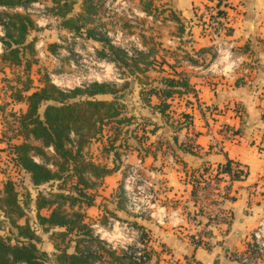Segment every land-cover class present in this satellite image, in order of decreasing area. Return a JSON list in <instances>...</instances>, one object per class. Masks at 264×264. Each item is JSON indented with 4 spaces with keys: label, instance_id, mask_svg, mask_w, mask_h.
<instances>
[{
    "label": "trees",
    "instance_id": "16d2710c",
    "mask_svg": "<svg viewBox=\"0 0 264 264\" xmlns=\"http://www.w3.org/2000/svg\"><path fill=\"white\" fill-rule=\"evenodd\" d=\"M42 2L47 4L46 8L53 16L60 19L63 31L101 44L99 56H108V60L121 70L123 84L119 88L94 82L65 91L53 84L46 73L37 71L33 77L38 41L33 33L38 28L26 9L33 3ZM139 2L148 14L156 9L154 0ZM221 2L218 0V7ZM103 3L104 0H80L79 10H75L77 0H0V25L3 27L0 73L5 69L10 72V76L0 80V115L4 128L0 140L7 144L5 148H8L13 166L27 175L31 186L47 189L46 193L38 190L35 196L27 192L22 198L11 179L2 182L0 264H123L126 261L127 264H149L152 259V249L144 253L147 260L142 262L133 252L128 254L113 249L100 240L86 221L84 209L94 205L97 188L104 176L119 170V149L127 146L146 155L147 149L142 146L140 149L138 145H142L150 135H155L159 126L151 115L166 116L171 104L167 100L193 92V88L187 75L179 71H175L173 76L151 79L149 69L158 68L159 64L157 72H162L163 65L167 63L164 53L159 54L154 44L147 47L145 40L146 51L133 52L114 47L106 29L95 26ZM217 15L222 16L223 13L217 11ZM225 33L230 34V29L226 28ZM58 46L50 43L48 50L54 52ZM162 50L165 51L164 48ZM215 56L213 53L203 66H208ZM184 59L198 63L189 53ZM133 87L138 90L137 106L124 99L125 90H133ZM118 92L123 94V99H112ZM151 96H156L158 103L152 104ZM16 103H23L25 110H16ZM188 124L189 116L184 114L183 123H179L175 131L186 128ZM105 128L110 133L105 136L103 150L111 154L112 167L95 160L90 150L94 142L105 140ZM10 131H14L11 136L8 135ZM15 137L19 143L13 141ZM130 140L136 145H130ZM193 147L195 145H179L183 151L191 152ZM35 157L40 160L36 161ZM214 167L232 181L242 180L248 173L241 163L230 159ZM210 168L204 165L201 170L193 171L194 183L203 180V175ZM217 179L222 180V177ZM118 188L114 194V207L126 210L121 183ZM43 209L48 211L47 215L42 214ZM29 210L34 214L32 221ZM106 212L119 218L113 209L107 207ZM107 221V215L99 219L101 225H106ZM40 232L50 234L55 242L53 258L39 247ZM193 239L199 245L208 244L200 243L194 236ZM70 246L72 252H69Z\"/></svg>",
    "mask_w": 264,
    "mask_h": 264
},
{
    "label": "crops",
    "instance_id": "0c3cea01",
    "mask_svg": "<svg viewBox=\"0 0 264 264\" xmlns=\"http://www.w3.org/2000/svg\"><path fill=\"white\" fill-rule=\"evenodd\" d=\"M217 3L218 0H162L164 6L159 13L171 29L167 32L173 41H167L165 47L162 45L167 48L164 53L167 63L162 72H155L151 79L183 72L193 92L167 100L171 104L166 116L151 115L159 125L156 134L146 140L152 145L151 151L144 156L138 149L131 151L132 162L141 158L144 171L167 189L158 209L165 211L164 221L157 224L150 218L153 224L148 226L149 221L144 218L133 219L146 227L156 245L166 244L178 257L194 259L198 264H237L233 255L246 251L253 231L264 218V0H222L219 7ZM217 11L223 15H217ZM216 21L224 27L217 37L212 34ZM226 28L230 29V34L225 33ZM217 41L234 56H244L246 62L235 70L216 67L213 61L204 67L216 52ZM2 50L0 42V53ZM186 53L193 55L198 63H185L182 59ZM32 74L35 78L34 72ZM5 76H10L8 69L0 73V80ZM158 101L156 96H151L152 104ZM14 108L24 111L25 105L16 103ZM174 111L176 120L171 115ZM184 114L189 116L188 126L175 131V127L183 123ZM3 130L0 115V137ZM191 134L195 136V147L190 148L191 152L183 151L179 145H187ZM212 139L221 145L219 150L212 147ZM154 145L157 149H153ZM5 146L0 140V149ZM141 146L144 147V142L138 148ZM165 149L174 154V163H169ZM227 159L241 163L248 173L229 186L225 202L229 212L227 223L214 228L207 245H199L191 236L199 226L191 219L196 206L192 187L183 179V172L223 164ZM120 173L119 168L104 176L97 190L103 187L111 192L120 180ZM97 205L95 200L94 205L84 209L86 221L87 211ZM113 210L126 211L115 209L114 204ZM41 212L48 214L46 209ZM201 217L202 223L204 217ZM42 234L48 235L51 254L41 246ZM39 236V247L53 258L56 249L50 234L40 232ZM156 245L153 255L157 254ZM72 249L70 246L69 252ZM152 264H158L157 257Z\"/></svg>",
    "mask_w": 264,
    "mask_h": 264
},
{
    "label": "rangeland",
    "instance_id": "374dc122",
    "mask_svg": "<svg viewBox=\"0 0 264 264\" xmlns=\"http://www.w3.org/2000/svg\"><path fill=\"white\" fill-rule=\"evenodd\" d=\"M154 5L157 10L155 13L153 11L154 14L149 18V16L145 14H140L142 6L139 0H104L101 14H99L95 20V26L102 30L106 29L107 33H109L108 37L114 47L125 49L129 52L135 50L146 51V46L143 44V41L146 40L147 47H152V44H154L159 54L165 53L162 49L168 45L167 41H173L167 32H171V29L168 28V25H165L163 15L159 13L164 6L162 0H155ZM46 7L47 4L43 2L29 7V12L36 21L38 28V30L33 33V36H36L38 39L36 46L37 64L33 67V72L39 71L40 73L50 75L54 83L65 90L82 87L94 82L105 83L112 87L119 88L123 84L119 76L121 70L117 69L111 60H108V56L104 57L106 60L99 56L98 52L102 49L101 44L82 37H74L71 33L63 31L60 28L58 20L54 19V16ZM79 7L80 0H77L75 10H79ZM50 43H57L59 45L54 52L48 50V45ZM161 44L164 47L161 46ZM157 67L158 68H150L148 75L151 77L156 75L155 72L158 71L159 64H157ZM124 93V97L132 103L131 105H138V95L134 87L133 90L131 88L126 89ZM7 108H10V106ZM172 113L173 120H176V112L174 111ZM123 131L124 130H122V132ZM109 133L110 130L105 128L103 138ZM13 134L14 131H10L8 135L11 136ZM132 140L128 143L132 146L136 145ZM13 141L19 143L17 142L19 139L16 137ZM105 141L106 138L100 142H94L90 150L95 160L108 165V167H112L114 162H112L111 154L103 150V143ZM144 147L147 151L152 150V145L146 141L144 142ZM153 149H157V146L154 145ZM119 150L121 155L128 154L129 156H122L118 163L125 168L129 163H135L131 160V149L126 146ZM35 160L39 161L40 159L35 157ZM143 174L147 177L150 176L144 170ZM123 176L124 169L121 170L120 180L117 181L116 187H119V184L122 183ZM6 179H11L14 182V186L22 198L25 197L27 192L35 196L36 192L40 189L43 190L44 193L47 191V189L44 188L35 189L31 186L27 175L21 171L19 172L16 167L13 166L10 161V156L8 155V148L0 149V186ZM116 187L112 188L111 192L103 189V187L97 190L96 201L98 205L87 211V221L93 226L96 234L102 239L116 246L120 251H124V248H127L128 244L135 246L140 243V240L137 239L132 232L120 226H114L115 221H112L110 225L105 227L99 226V219H101L102 216L107 215L108 218H111L106 212V209L107 207L113 209L114 196L112 193L115 194L119 190V188ZM43 213H46V211H43ZM116 214L120 222L127 221L131 224L134 222L128 209L127 211H119ZM29 216L32 221L34 214L30 210ZM142 218L149 221L147 224L148 226L149 224H153L150 216L144 215ZM112 219L116 220V218L113 217ZM97 224L98 226H96ZM42 235L41 246L51 254L52 247L48 235ZM149 237L150 234L148 232V238L146 237L144 241L145 246L147 245V252L151 251V249L153 251L155 247L154 244L156 245L153 237H150L151 239ZM156 247L157 254L152 256V261H150L149 264H152L156 257L158 258V264H191L187 259L178 257V255L172 253L171 249L168 248L166 244L158 243ZM241 255L242 253L233 255V259L237 264H241ZM250 255L253 264H264V246L257 247ZM126 262H123V264H126Z\"/></svg>",
    "mask_w": 264,
    "mask_h": 264
},
{
    "label": "built area",
    "instance_id": "2783aa9c",
    "mask_svg": "<svg viewBox=\"0 0 264 264\" xmlns=\"http://www.w3.org/2000/svg\"><path fill=\"white\" fill-rule=\"evenodd\" d=\"M34 4H39V3H33L31 4V6ZM102 8L103 7L99 9L98 16L99 14H101ZM29 9H30L29 7L26 9L28 13H30ZM18 10L23 11L22 8H18ZM154 13L148 14L147 12L143 11L142 8L140 10L141 15L145 14L146 16H149V18H151V15ZM54 19L58 20V22L60 23V19L58 17L54 16ZM223 28L224 27L216 21L213 24L212 34L215 37H217L223 32ZM0 29H1L0 37H2L3 27L1 25H0ZM216 53L217 54L213 60L216 67L223 68L224 66L225 68H230L232 70H235L246 62L244 56L242 55L234 56L233 52L230 49L225 50L223 47V43L221 41H217ZM103 59L106 60V58ZM182 60L185 63H189L185 59ZM119 76L121 78V74H119ZM49 77L52 83L55 84L50 75ZM121 81L123 82L122 79ZM74 137L75 136L72 133L71 138L73 141H74ZM194 140H195V136L194 134L193 135L191 134L187 139V144L193 145ZM211 145L213 148L217 150L221 148L219 142L214 139L211 140ZM165 150L169 163H174L175 162L174 154L168 149ZM122 156L128 157L129 155L128 154L121 155V158ZM120 169L121 170L124 169V176L122 178L121 187H122L123 197L125 199L126 211L128 209L132 217L135 219L142 218L144 215H148L157 224H160L161 221H164L166 219V213L165 211L160 212L158 211V209L161 206L160 202L165 197L167 190L166 187L164 185L155 183L153 177L151 176L147 177L145 174H143L144 169H143V161L141 158L137 159L135 163H129V165L126 168L120 164ZM218 177H222V180H218L217 179ZM193 178L194 176L191 171L183 172V179H185L186 182L190 184V186L192 187V192L195 191V194L193 195V201L195 203L196 209L191 219L195 222L196 225L199 226V228H196V230L192 233L193 234L192 236H194L198 241H200V243L204 244L205 242H209L211 233L213 232L214 228H216L217 226L223 223H227V220L229 218V212L227 207L225 206V202L228 198L227 196H228L229 186L234 181H232L227 175L217 172V169L214 166L211 167L203 175L202 177L203 180L200 179L201 180L200 182L194 183ZM200 215L204 217V222L202 223L199 221ZM118 220L119 219L117 218L116 220L112 219L111 216V218H108L106 225H101L99 223V226L105 227L110 225L112 221H115L114 226L117 225L123 229H126L127 231L132 232L136 236V238L140 240V243H138L135 246L128 244V247L124 248V251L127 252L128 254H131L133 252V254L138 258L139 261L145 262L147 258L144 253L147 251L146 250L147 245L145 246L144 241L146 237L148 238V231L144 226L139 225L136 222V220H134L132 224L128 223L127 221L120 222ZM96 226H98V224ZM91 228L93 229L95 236H97L100 240L105 241L98 234H96L92 225ZM105 242L111 248L119 250L116 246L111 245L107 241ZM256 246L257 247L264 246V218H262L259 221L257 227L252 233L246 251L243 252L242 255L240 256L241 264H253L250 254L254 249H257ZM188 261L191 264H198L197 261L194 259H189ZM17 264H27V263L20 262Z\"/></svg>",
    "mask_w": 264,
    "mask_h": 264
},
{
    "label": "water",
    "instance_id": "95a60500",
    "mask_svg": "<svg viewBox=\"0 0 264 264\" xmlns=\"http://www.w3.org/2000/svg\"><path fill=\"white\" fill-rule=\"evenodd\" d=\"M113 98L116 100H120L122 98V95H121V93H117L113 96Z\"/></svg>",
    "mask_w": 264,
    "mask_h": 264
}]
</instances>
